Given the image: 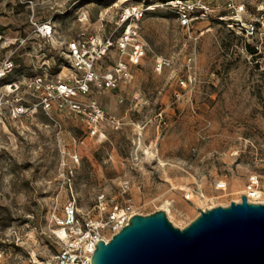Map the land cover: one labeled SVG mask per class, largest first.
I'll list each match as a JSON object with an SVG mask.
<instances>
[{
	"label": "rangeland",
	"instance_id": "1",
	"mask_svg": "<svg viewBox=\"0 0 264 264\" xmlns=\"http://www.w3.org/2000/svg\"><path fill=\"white\" fill-rule=\"evenodd\" d=\"M164 1L0 0L6 264L53 258L69 202L77 226L98 221L105 238L128 217L158 210L183 228L202 209L241 201L253 174L264 203V0H205V16L189 25ZM134 4L145 13L132 21L138 35L125 47L124 12ZM75 38L98 75L86 91V67L68 51ZM136 41L145 54L132 64ZM121 60L129 72L110 84ZM36 75L54 92L49 110ZM61 83L78 91L86 112L59 98ZM97 107L99 136L91 127Z\"/></svg>",
	"mask_w": 264,
	"mask_h": 264
},
{
	"label": "water",
	"instance_id": "2",
	"mask_svg": "<svg viewBox=\"0 0 264 264\" xmlns=\"http://www.w3.org/2000/svg\"><path fill=\"white\" fill-rule=\"evenodd\" d=\"M92 264H264V203L243 194L202 209L183 228L165 210L134 214L109 241L97 242Z\"/></svg>",
	"mask_w": 264,
	"mask_h": 264
},
{
	"label": "built area",
	"instance_id": "3",
	"mask_svg": "<svg viewBox=\"0 0 264 264\" xmlns=\"http://www.w3.org/2000/svg\"><path fill=\"white\" fill-rule=\"evenodd\" d=\"M175 7L178 13V17L184 25H189L194 20V17L205 16V12L208 9V4L205 0H166L161 3ZM149 5V4H148ZM198 11V12H196ZM145 10L140 8L137 4L128 6L124 12V21L127 22V26L122 34V41L124 46L127 42L134 40L138 35V30L132 25V21L140 20L144 16ZM49 25H44V30H47ZM45 34H51L50 30L46 31ZM68 51L70 56L78 61L80 64H84L86 67V79L81 83V89L86 91L90 82L94 81L98 75L93 69V57L90 55V49L87 48L86 44L80 39H73L68 43ZM145 54L144 45L140 41H136L132 45V53L130 55V61L132 64H139L142 57ZM129 72L128 64L125 61H120L116 66L115 70L110 71L107 76V81L110 84H114L122 74ZM32 84L38 90H42L43 94L40 96V105L45 109L49 110L52 107L54 99V92L49 87L47 81L41 75H36L32 79ZM59 98H65L68 100V105L71 109L77 113H84L87 107L82 101L75 99L78 95V91L74 87H70L65 83L58 85ZM103 116L102 110L96 108L94 111V125L91 127L92 133L100 135L98 129V121ZM260 180L256 174L251 175L248 187L245 191L250 202L258 203L256 200L262 195L260 190ZM130 217L118 227L115 232L120 231L122 227L128 224ZM77 207L75 203L69 202L66 206L65 220L60 223L61 227L66 231V236L62 237L57 230H54V234L58 237L61 243V249L51 259H44L39 264H92V256L96 249L97 242L100 239L109 241L110 238L100 237L96 230L99 227L94 221L87 223V227H78ZM6 255L4 251L0 250V264H6Z\"/></svg>",
	"mask_w": 264,
	"mask_h": 264
},
{
	"label": "bare ground",
	"instance_id": "4",
	"mask_svg": "<svg viewBox=\"0 0 264 264\" xmlns=\"http://www.w3.org/2000/svg\"><path fill=\"white\" fill-rule=\"evenodd\" d=\"M48 29L50 30V32L52 33V28L48 27ZM13 86V85H12ZM242 200V198H241ZM58 233L60 234V236L65 237L66 236V231L61 227L59 229H57ZM63 231L64 234H61L60 232Z\"/></svg>",
	"mask_w": 264,
	"mask_h": 264
}]
</instances>
